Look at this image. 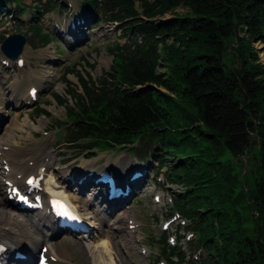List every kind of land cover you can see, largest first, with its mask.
Returning <instances> with one entry per match:
<instances>
[{
    "label": "trees",
    "instance_id": "16d2710c",
    "mask_svg": "<svg viewBox=\"0 0 264 264\" xmlns=\"http://www.w3.org/2000/svg\"><path fill=\"white\" fill-rule=\"evenodd\" d=\"M10 2L21 5L0 0V9ZM35 2L47 12L54 1ZM99 7L132 39L108 47L111 80L101 91L81 78L89 104L70 109V140L84 139L87 148L138 142L140 154L160 145L165 160L180 157L169 173L183 188L175 208L194 220L209 253L203 264H264V62L256 46L264 49V0H103ZM167 13L177 16L161 21ZM161 244L171 264L184 261L166 233Z\"/></svg>",
    "mask_w": 264,
    "mask_h": 264
},
{
    "label": "rangeland",
    "instance_id": "374dc122",
    "mask_svg": "<svg viewBox=\"0 0 264 264\" xmlns=\"http://www.w3.org/2000/svg\"><path fill=\"white\" fill-rule=\"evenodd\" d=\"M79 1V0H78ZM21 2L24 5H27L28 9L26 10L25 14H15L9 13L7 16H16L18 20V26L12 27L10 23L4 18V21L7 22H0V35H5L7 33L11 34L15 31L17 32H27L28 27L36 22L33 18H38L40 14L42 15L41 10H39L38 15L34 13V8L32 5H34L33 0H21ZM12 8H15V5H11ZM9 8V6H8ZM178 12L184 13L186 10H183L181 8L177 9ZM6 16V15H5ZM173 15L171 13H167L165 17L161 18H170ZM42 21L46 27L47 30L52 29L51 23H49V18L52 17V14H46L41 16ZM23 22V23H22ZM14 25V24H12ZM88 31L91 32L90 36H92V40L88 39L87 41L80 43L79 45L72 47V48H66V51H62L64 48L63 43L58 42V40H55L54 43L50 44L49 47H52V49L56 50V57H59L60 59L57 62L50 63L48 65L50 67V71L53 74L51 80L47 83V87L45 91L42 93V98H40L38 105L44 106L48 111L50 116H37L35 115V106L30 108L28 110V113L31 115L32 119L36 120L37 122H40L41 119L45 120L47 119L46 126L49 129H52L53 133H56V136L59 135L60 137V143H55L56 145L53 147V154L59 158L61 157V152L64 153L63 158H66L64 165H62L60 168H70L72 166V161L78 159L77 163L80 166L86 165V169L100 166L102 167L105 165L109 160H112V162L117 161L122 166H125L128 163H132L134 160H132V156L129 154V150H98L96 155H87L88 153L93 154L95 152H81L79 148L66 145L64 143H61L63 138L66 136V132L68 131L67 126H64L62 129H60V123L64 121V118L66 117V106L62 105L61 103L55 102L52 99V96L50 94H53L54 92L59 93L63 97H65L68 101V104H74L76 103V97L74 95L69 94V89L72 88L76 92H82V85L78 78L79 74H83L87 78V81L97 82L100 81L101 77H103V73L109 68L111 64L112 57L105 52V46L108 45L110 42H112L116 37L120 34V31L117 29L110 30V27L107 24L100 23L98 21L96 28L92 30V27L88 29ZM96 31V33H93ZM102 35V37H97V33ZM108 33V34H107ZM107 34V36H106ZM29 37L31 35V32L28 34ZM2 42V38L0 37V44ZM63 45V46H62ZM256 46L260 48L259 54L261 56L262 61L264 62V49L263 45L261 43H256ZM1 55V52H0ZM25 56L28 57L30 65L32 63L36 62V70L39 71L42 67L41 64L45 65V60L38 56L37 58V52H34L32 49H28L25 52ZM41 63V64H40ZM47 64V63H46ZM1 65V64H0ZM1 67V66H0ZM74 68L78 73L75 74L71 73L69 74L68 78L71 84H66L64 79V75L69 71V69ZM1 69V68H0ZM30 66L27 65L25 70L19 71L15 70L16 80L20 83L23 82V77L26 75V72L29 73ZM4 71V70H3ZM4 72H0V84L4 81L3 77ZM100 79V80H99ZM27 84V83H26ZM25 84V85H26ZM24 85V86H25ZM162 92L168 93L166 89L161 88ZM46 101H50V104ZM33 109V110H31ZM26 116V115H25ZM24 116V118H25ZM13 115H10L6 121L11 122L13 119ZM23 117V115H22ZM59 131L61 132V135L59 134ZM44 141H40L39 145L42 147L44 145ZM119 155H125L126 158L123 160L119 159ZM88 156V158L84 157ZM92 156V157H90ZM242 160L245 161V171L247 170L248 166V159L247 156H242ZM177 160V159H176ZM176 160L169 161L168 166L171 167L174 164H176ZM166 169L160 170L159 172L163 173ZM244 171V172H245ZM153 176V172L150 174V178L148 180V183L143 187V190L140 194L134 196L131 198V200L128 202L129 207H131L132 212L130 213L131 217H136L138 220L143 221L145 223V226L141 229L140 236L142 237L143 243H146V245H150L151 249L153 250V258H144L139 253V245L136 243V236H130L126 231V219L123 224L125 230L123 233H115L114 237V243H115V252H117V257H121L120 261H118V264H154V258L158 257V248L155 244H151L148 242V239L152 236L158 237L161 233V223L167 219H169L167 214L170 212V201L167 199H170V196L176 194L178 197L181 193L182 189L177 184H171L169 179L167 178L168 182H166V178H164V174L160 175V178L162 179V182L164 180V184L161 187H157L158 191H163L162 194L166 196L167 198H164L161 203L155 204L152 194L154 193L152 190L155 188L154 181L151 179ZM167 176V175H166ZM4 193L3 191H1ZM78 200L80 203L85 204L86 198L83 196H79ZM98 208L97 206H95ZM101 209V208H100ZM19 218H24L22 216H19ZM26 221L29 223V219L26 218ZM177 223H174L171 228L169 229L171 235L176 236L175 233ZM182 233V232H181ZM189 234V233H188ZM188 234H185V238L178 242L177 245H183L185 248H187L189 253V246L187 247V241H189L186 236ZM129 235V236H128ZM79 238V237H78ZM191 240H193V246L197 243L196 237L192 235ZM92 239H84L82 240H74L64 238L61 241V244L59 242L56 245V249L60 254L62 255H71L74 257L73 263H62V264H97V260L95 259L94 255L99 252L93 251L94 249L88 247L92 243ZM82 243V246L80 244ZM120 243L123 247L120 246ZM93 244V243H92ZM62 245V246H61ZM183 247V249H185ZM63 248V250H62ZM100 250V249H99ZM201 258L205 256V250L201 249ZM95 253V254H94ZM92 254V255H91ZM189 259V256H187Z\"/></svg>",
    "mask_w": 264,
    "mask_h": 264
},
{
    "label": "bare ground",
    "instance_id": "6f19581e",
    "mask_svg": "<svg viewBox=\"0 0 264 264\" xmlns=\"http://www.w3.org/2000/svg\"><path fill=\"white\" fill-rule=\"evenodd\" d=\"M81 40H86V37H83ZM42 54H45V52ZM33 75L34 73L31 72L27 79L30 80ZM7 89H9V93L13 95V98L17 99L18 103H20V100L24 96L19 92L17 85L13 84L12 87H8ZM5 91L6 89L0 85V118L2 117L3 112L2 107L9 103L4 97V94L2 95ZM14 99H11V101H14ZM21 116L22 113L18 112L8 125L2 127V132H0V161L3 164V167L4 164L10 166V171H6L4 168L1 169L2 166H0V181L9 179L15 183H20L23 177L28 173H33L37 169V164L30 166L28 162L30 160H39L43 157L42 148H33L30 147V145L33 144V141L31 140L34 139V132L38 131L41 127L44 128L45 121L41 119L40 124H37L31 119L29 114L24 121H21ZM46 155L51 156L52 160H55V157L51 153H47ZM59 161L60 160L57 159L55 163L52 162L46 167V171L50 173L48 179H46L48 188L53 190L55 194H64L65 197L75 204V207H77L79 211L83 212L85 215L87 213L91 220L96 218V216L100 218V221H95L94 225L97 227V231H102L101 224H105L106 230L105 232L102 231L100 235L97 234L95 239L93 237L94 242L88 247L91 249L93 248V251L95 252L100 251L99 253H94L97 264H118L121 257L118 258L117 252H115L114 237L115 233L122 229L121 220L125 218L134 219L130 215L132 212L131 207H129V204L125 201V203L122 204V208L113 210V214L115 213L114 216L112 213H107L94 206H90L89 203L82 205L78 200L79 196L76 192L57 184V180L62 178H57L58 166L56 165H58ZM41 173L42 172H38V174ZM54 174L56 175L57 180L54 178ZM4 181L3 184H5ZM1 184L2 183H0V239L9 244L11 248L16 246L18 248L22 247L36 250L40 241L46 239V236L41 231L40 223L33 219L28 223L26 218H19L12 203L7 199L6 195L1 192ZM75 185L79 188H83L78 184ZM5 189L7 190L8 186H5ZM113 217L115 218L111 219ZM55 235L58 236L57 234ZM59 244H61V241H59ZM80 246H82V243ZM52 249L62 260H65L66 256L60 254V252L57 251L56 246H52Z\"/></svg>",
    "mask_w": 264,
    "mask_h": 264
},
{
    "label": "water",
    "instance_id": "95a60500",
    "mask_svg": "<svg viewBox=\"0 0 264 264\" xmlns=\"http://www.w3.org/2000/svg\"><path fill=\"white\" fill-rule=\"evenodd\" d=\"M25 42V36L22 34H13L5 39L2 48L7 55L15 59L22 52Z\"/></svg>",
    "mask_w": 264,
    "mask_h": 264
}]
</instances>
